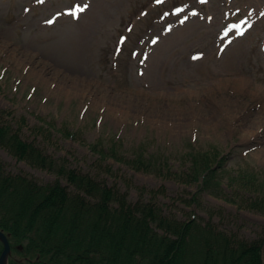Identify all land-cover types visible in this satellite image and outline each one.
Returning <instances> with one entry per match:
<instances>
[{"label": "rangeland", "instance_id": "rangeland-1", "mask_svg": "<svg viewBox=\"0 0 264 264\" xmlns=\"http://www.w3.org/2000/svg\"><path fill=\"white\" fill-rule=\"evenodd\" d=\"M2 110L24 139L132 202L234 239L264 237V212L210 192L194 203L197 184L100 159L90 147L115 139L132 158L144 145L176 171L188 169L193 148L216 147L227 158L224 191L252 197L231 178L244 169L264 176V0H0ZM45 121L58 128L50 139L38 131ZM65 125L83 140L64 136ZM0 160L40 183L57 178L1 146Z\"/></svg>", "mask_w": 264, "mask_h": 264}, {"label": "trees", "instance_id": "trees-1", "mask_svg": "<svg viewBox=\"0 0 264 264\" xmlns=\"http://www.w3.org/2000/svg\"><path fill=\"white\" fill-rule=\"evenodd\" d=\"M5 114L10 112H0V146L19 160L57 175L52 182L40 183L24 174L9 173L0 160V230L8 235L15 254L29 257L30 264H263L264 237L234 239L215 232L211 224L166 216L154 202H132L127 192L25 140L21 127L16 128ZM46 123L49 126H39L38 131L50 139L55 123ZM59 130L64 136L82 139L67 125ZM111 143L106 147L99 138L90 147L100 159L112 156L138 171L198 183L199 192L191 198L194 203L200 204L199 197L208 191L264 212V176L242 170L232 181L253 195L241 202L239 194L237 199L229 197L218 170L225 158L216 147L189 152L191 166L178 172L167 160L146 153L144 145L128 158L117 141Z\"/></svg>", "mask_w": 264, "mask_h": 264}, {"label": "water", "instance_id": "water-1", "mask_svg": "<svg viewBox=\"0 0 264 264\" xmlns=\"http://www.w3.org/2000/svg\"><path fill=\"white\" fill-rule=\"evenodd\" d=\"M0 240L4 243V250L0 256V264H8V256L11 251V245L7 235L0 231Z\"/></svg>", "mask_w": 264, "mask_h": 264}, {"label": "snow or ice", "instance_id": "snow-or-ice-1", "mask_svg": "<svg viewBox=\"0 0 264 264\" xmlns=\"http://www.w3.org/2000/svg\"><path fill=\"white\" fill-rule=\"evenodd\" d=\"M158 2H159V0H158ZM83 10H84L83 8H79V7H78V9L73 10V14L78 15V13H79L80 11H83Z\"/></svg>", "mask_w": 264, "mask_h": 264}]
</instances>
